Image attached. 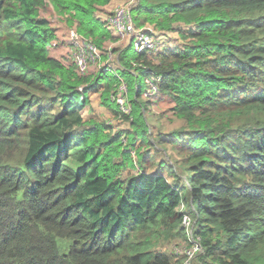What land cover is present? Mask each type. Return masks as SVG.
<instances>
[{
	"label": "trees",
	"instance_id": "obj_1",
	"mask_svg": "<svg viewBox=\"0 0 264 264\" xmlns=\"http://www.w3.org/2000/svg\"><path fill=\"white\" fill-rule=\"evenodd\" d=\"M111 1L0 0V264H172L157 241L186 216L203 249L194 264H264V0H132L137 28L177 43L113 47L115 69L81 74L61 48L72 29L112 40L97 14ZM142 75L184 121L157 138L180 158L156 172ZM94 93L132 130L85 119Z\"/></svg>",
	"mask_w": 264,
	"mask_h": 264
},
{
	"label": "rangeland",
	"instance_id": "obj_2",
	"mask_svg": "<svg viewBox=\"0 0 264 264\" xmlns=\"http://www.w3.org/2000/svg\"><path fill=\"white\" fill-rule=\"evenodd\" d=\"M132 4V0H112L107 6L101 7L98 10L97 14L102 19L106 20L107 17L110 16L117 8L127 6L132 7ZM43 14L61 29H68L67 32L70 30L63 17L54 9L43 12ZM145 27L154 30L151 25L146 24ZM154 32L157 35V39L159 38V40L164 41V44L161 48L162 51L165 48L174 47V45L177 43L175 41V39L177 38V33L169 32L167 33V35L164 34V36L156 32V30H154ZM60 36L63 38L61 34ZM113 36L114 38H112V40L107 41L106 44H103V47H99L102 52H104V49H108L109 54H111V50L113 47H124L131 43V38L128 36H126L125 38L118 37L114 33ZM131 48H134V43H132ZM61 52L67 55L68 46L64 47V49L62 47ZM52 54L56 55L58 58H61V54L59 51H53ZM115 56V53H112L111 59H104L102 54V59L100 60L99 64L92 66L90 70L92 71L94 69H102L103 67L115 69L117 66ZM145 78L146 75H142V79L140 82L142 85V91L148 88ZM151 98L152 99H150V107L148 108L146 119L150 131L152 145H144L143 152L148 153V155L146 156L147 170L156 172L159 170V162L168 159V156H172L173 154L177 159L180 158L177 152L178 150L173 149L168 145L159 144L156 141L157 138L162 135L173 133L174 131L182 129L184 126V121L181 120V118L178 117L174 113V111H172L174 105L169 100V98H166L160 93H158V95L151 96ZM119 101L120 100H117V102L119 103V110L126 112L129 116L132 111L129 108L130 105L128 101L126 102V99L124 101H122L121 99V102ZM82 114L87 120L94 119L97 122H105L107 125L111 126L114 132L120 130H123L124 132L132 130V124L129 119L124 118L123 116L117 117L116 115H114V113H112L108 107L103 105L101 97L98 93H94L91 96V101L89 105L85 107ZM140 143V141H137L138 145ZM133 156H137L135 152H133ZM194 226L195 222L193 218L187 216L183 223L184 232H182V234L175 235L171 239H165L164 237H162L160 241H157L158 246L156 249L167 253L171 257L172 264H194V262H196V257L198 256V254L203 251L202 245L200 243V238L196 237L194 234Z\"/></svg>",
	"mask_w": 264,
	"mask_h": 264
},
{
	"label": "built area",
	"instance_id": "obj_3",
	"mask_svg": "<svg viewBox=\"0 0 264 264\" xmlns=\"http://www.w3.org/2000/svg\"><path fill=\"white\" fill-rule=\"evenodd\" d=\"M106 21L115 35L123 38L126 36L130 37L131 43H134V47L139 53L157 54L162 51L161 48L164 41L157 39L154 30L148 27H136L131 13V6L117 8L107 17ZM67 46L69 55L81 74L88 73L90 68L99 64L102 59V52L97 44L91 38L83 36L75 29L69 31ZM109 59H111V54ZM156 80L153 76L147 80L150 86L147 88L145 96L148 100L152 99L151 96L159 93L154 83ZM116 98L120 100L119 102H121V99L122 101L125 99L126 102L128 101L126 86L122 85L120 87V93Z\"/></svg>",
	"mask_w": 264,
	"mask_h": 264
}]
</instances>
